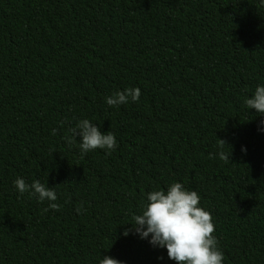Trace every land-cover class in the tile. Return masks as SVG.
I'll list each match as a JSON object with an SVG mask.
<instances>
[{"label":"trees","instance_id":"obj_1","mask_svg":"<svg viewBox=\"0 0 264 264\" xmlns=\"http://www.w3.org/2000/svg\"><path fill=\"white\" fill-rule=\"evenodd\" d=\"M257 84L264 0H0V264H176L122 235L175 181L210 212L223 264H264V117L244 105ZM126 87L140 98L106 104ZM82 118L116 148L69 146ZM18 176L59 208L18 194Z\"/></svg>","mask_w":264,"mask_h":264},{"label":"clouds","instance_id":"obj_2","mask_svg":"<svg viewBox=\"0 0 264 264\" xmlns=\"http://www.w3.org/2000/svg\"><path fill=\"white\" fill-rule=\"evenodd\" d=\"M140 98L138 87H126L117 90L105 97V102L110 107L127 104L129 100L137 101ZM245 107L254 109L256 114L264 117V84H257L252 94L244 99ZM55 129L52 132L55 133ZM258 131H264V119L258 124ZM69 135L64 137L65 142L72 146L76 144L81 155L95 149L111 152L117 146L114 133L102 132L96 123L87 118L77 120L74 127L69 128ZM79 136V140L76 137ZM78 141V144L76 143ZM221 144H226L220 139ZM241 151H246L241 146ZM221 159L229 158L219 153ZM17 193L23 195L28 192L35 196L39 202L48 201V209H58L55 203L57 194L52 187L45 186L39 180L26 183L23 177L13 181ZM200 196L195 190H189L179 182H171L166 188H157L146 194V202H142L140 211L133 214L129 227L124 228L122 235L131 232L140 239H146L156 248L166 249L167 257L176 264H223L224 253L218 246V241L213 235L215 226L210 212L203 208ZM79 213L80 207L76 208ZM98 264H124L109 255H103Z\"/></svg>","mask_w":264,"mask_h":264}]
</instances>
